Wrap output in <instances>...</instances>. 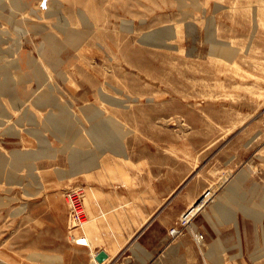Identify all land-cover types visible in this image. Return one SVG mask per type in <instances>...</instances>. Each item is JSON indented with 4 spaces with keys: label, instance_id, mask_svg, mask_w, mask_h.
Instances as JSON below:
<instances>
[{
    "label": "rangeland",
    "instance_id": "374dc122",
    "mask_svg": "<svg viewBox=\"0 0 264 264\" xmlns=\"http://www.w3.org/2000/svg\"><path fill=\"white\" fill-rule=\"evenodd\" d=\"M63 27L84 33L78 48ZM168 28L165 47L141 43ZM48 34L65 48L56 61L39 54ZM209 37L233 62L210 54ZM20 55L39 72L11 65ZM0 81L12 87L0 95V264H75L88 258L85 228L139 215L171 240L148 264H173L174 242L187 264H264V0H0ZM45 93L55 104L37 105ZM90 108L121 128L120 154L97 148ZM62 109L77 121L67 135L52 122ZM16 153L30 158L13 168ZM76 153L96 157L89 172L74 174ZM232 186L236 205L222 199ZM109 190L146 196L148 216L114 218ZM219 205L231 216L214 215Z\"/></svg>",
    "mask_w": 264,
    "mask_h": 264
},
{
    "label": "bare ground",
    "instance_id": "6f19581e",
    "mask_svg": "<svg viewBox=\"0 0 264 264\" xmlns=\"http://www.w3.org/2000/svg\"><path fill=\"white\" fill-rule=\"evenodd\" d=\"M180 2L182 4V2L184 3V0H180ZM184 13L188 14L189 12L186 11ZM34 28L36 30L38 27H34ZM39 30L41 31L42 29L40 28ZM62 30L64 31L67 37V39L65 40L66 44H68L70 47L78 48L81 41L85 38L84 33L78 34L77 32L68 30L67 27H63ZM168 37H171V38L175 37L171 28L160 30L157 32L155 36H151V34L144 36V38L141 39L140 41L142 44L152 45L156 47H165L164 42H165V39ZM43 38H44L43 39L44 42L42 43L43 45H41V47L39 48V54H41L43 58L49 57L53 59V61H56L57 57L62 53V51L65 48L63 47L62 43L57 41L56 40L57 38L55 39V36L52 34L45 35L43 36ZM212 39H213L212 37H209L210 45H211L210 54L213 56H217L219 58H223L229 63L233 62V60L235 59L234 49H232L231 46L227 44L216 43ZM26 58L20 55L17 59H14L12 61L11 65H14L15 67L17 66L18 68L20 67L21 69L36 68V71L39 72L40 68H39L38 62L33 58L31 59L30 57H28L27 62H26ZM7 76H8L7 79L11 78L10 75H8V72H7ZM4 84L5 83H2L0 81V95L5 94V93H10V91L12 90V87H10L8 84L7 86H5ZM17 99L14 100V102H16ZM104 100H106L107 102H112L113 104L121 105L117 101H108V99L106 98H104ZM36 103L38 106H46V105L50 106V105L55 104V99L51 95H48L45 93L43 95H40L37 98ZM88 115L89 117H91V119H93V121H95V125L93 128H94V134L96 135L95 143L97 144V148L99 150L110 149L116 152L117 154H120L119 153L120 145L118 142V138L120 134L122 133V131L119 125H117V123L113 121L100 119L101 113L97 112L93 108H90L88 110ZM52 122L58 124V130L60 133H63V135H67L65 134L66 131H70V132L74 131L77 127V123H76L77 121L75 119H72V117L69 116V112L67 110H63V109L61 110L60 115L54 117V120ZM66 147H68V145ZM14 156H15V162L13 164V168H18L20 164L24 163L30 158V155L26 153H16ZM96 160H97L96 157H92V156L82 157L77 154L72 159V163L74 165L73 168L76 170V173L74 174H81V173L89 172L94 167V163ZM0 162H1L0 173H2V165L4 164V161L0 160ZM244 179L245 177H239L235 184L236 187H239L241 185L240 182H243ZM240 194L241 193H239V190L233 187L232 189L226 191L224 195H222V199H224L226 202H229V203H235V199H237V197ZM256 194L259 200L258 201L259 204L262 207H264V189L263 191L260 190L259 188L256 189ZM237 205H239L240 210L243 211L245 214H248L249 216H253L255 219H257V221L262 220L263 216H262L261 211L259 210L255 211L252 208H250V206H246L245 204H237ZM212 213L214 215H218L220 219H225L231 216V212L227 210L226 208H224L222 205L213 207ZM261 229L264 230V226H262ZM203 238L204 237L202 236L198 237L200 245L203 243ZM222 247H223V243L221 242L220 239H218L217 242L211 246V249H210L211 256L210 257L213 262L218 263L219 260L217 258L218 257L217 255H220L219 253L223 251Z\"/></svg>",
    "mask_w": 264,
    "mask_h": 264
},
{
    "label": "crops",
    "instance_id": "0c3cea01",
    "mask_svg": "<svg viewBox=\"0 0 264 264\" xmlns=\"http://www.w3.org/2000/svg\"><path fill=\"white\" fill-rule=\"evenodd\" d=\"M237 180L236 177L233 179V186H235ZM233 186L227 190L232 189ZM132 194V192L109 190L107 192L109 200L105 204L106 208L113 210L109 214L114 215V218H116V212L119 209L123 208V212L130 213L135 208L137 213L140 212L141 214L143 212L144 217L148 216L150 199L146 196L142 197L141 194L138 198V193L134 194L133 197ZM156 201H154L155 208L163 204V200L160 198L156 199ZM135 220L127 222L125 219V222L119 219L118 222L114 221L108 226H90L88 230L85 228V236L91 237L90 247H77V249L87 254L88 258L77 261L75 264H93L90 260L92 250L96 254L103 252L108 256L107 260L97 264L155 263L161 255L164 246L171 244V240L167 235V226H141L144 223V219L140 215ZM171 256L173 264H187L191 260L190 257H192L189 252H181L180 247L175 242L172 243ZM51 260L58 263L67 261L63 255L53 256ZM69 264L72 263L69 262Z\"/></svg>",
    "mask_w": 264,
    "mask_h": 264
},
{
    "label": "water",
    "instance_id": "95a60500",
    "mask_svg": "<svg viewBox=\"0 0 264 264\" xmlns=\"http://www.w3.org/2000/svg\"><path fill=\"white\" fill-rule=\"evenodd\" d=\"M107 259V254L105 253H102L100 254L98 257H97V260L100 261V262H103Z\"/></svg>",
    "mask_w": 264,
    "mask_h": 264
}]
</instances>
